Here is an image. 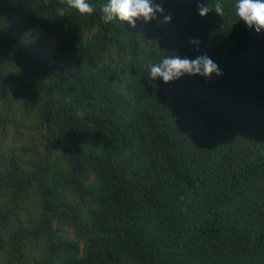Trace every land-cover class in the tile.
Wrapping results in <instances>:
<instances>
[{
	"label": "trees",
	"instance_id": "1",
	"mask_svg": "<svg viewBox=\"0 0 264 264\" xmlns=\"http://www.w3.org/2000/svg\"><path fill=\"white\" fill-rule=\"evenodd\" d=\"M89 2L0 0V264H264V33ZM205 54L222 76H150Z\"/></svg>",
	"mask_w": 264,
	"mask_h": 264
},
{
	"label": "clouds",
	"instance_id": "2",
	"mask_svg": "<svg viewBox=\"0 0 264 264\" xmlns=\"http://www.w3.org/2000/svg\"><path fill=\"white\" fill-rule=\"evenodd\" d=\"M68 8L77 10L81 15H91L94 8L89 0H61ZM236 14L249 29H254L257 33H264V0H236L234 5ZM197 10L200 16L206 17L212 10L222 16L224 5L222 0H216L214 8H210L205 0H197ZM102 19L109 23L118 19L127 22L133 28L137 22L144 24L156 20L158 13H164V8L156 0H106L102 5ZM59 15L64 16V11L59 10ZM171 14L163 16L164 23H170ZM191 44L199 47L200 41L191 38ZM150 76L153 80L162 78L164 83L178 80L185 76H201L211 79L213 74L222 76L223 72L219 66L206 54L195 59L181 57L179 55L164 57L159 63L149 65Z\"/></svg>",
	"mask_w": 264,
	"mask_h": 264
},
{
	"label": "rangeland",
	"instance_id": "3",
	"mask_svg": "<svg viewBox=\"0 0 264 264\" xmlns=\"http://www.w3.org/2000/svg\"><path fill=\"white\" fill-rule=\"evenodd\" d=\"M11 131H13V130H11ZM23 136H24L23 134H20L19 137H18V139L19 140H22L23 139Z\"/></svg>",
	"mask_w": 264,
	"mask_h": 264
}]
</instances>
